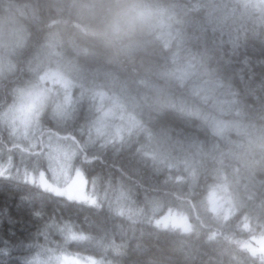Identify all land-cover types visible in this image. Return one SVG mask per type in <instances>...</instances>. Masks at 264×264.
<instances>
[{"label": "trees", "instance_id": "16d2710c", "mask_svg": "<svg viewBox=\"0 0 264 264\" xmlns=\"http://www.w3.org/2000/svg\"><path fill=\"white\" fill-rule=\"evenodd\" d=\"M69 3L0 0V15L15 18L22 39L14 70L0 77V114L27 79L37 84L30 68L62 39L75 44L90 72L129 82L130 124L115 136L124 120L113 117L108 132L89 141L97 106L104 105L103 82L86 89L80 83L69 101L61 94V102L47 103L37 144L27 153H43L50 132H75L67 141L87 145L83 168L96 202H69L0 176V209L10 211L15 232L10 239L23 242L13 255L29 261L55 251L59 246L48 244L53 237L68 242L59 251L110 264H264V14L253 11L259 0H161L172 18L130 57L99 49ZM80 96L82 110L58 122L56 103L74 106ZM83 159L81 153L77 163ZM211 194L223 205L218 212ZM170 212L186 216L190 230L156 222ZM8 228L0 227V238Z\"/></svg>", "mask_w": 264, "mask_h": 264}, {"label": "rangeland", "instance_id": "374dc122", "mask_svg": "<svg viewBox=\"0 0 264 264\" xmlns=\"http://www.w3.org/2000/svg\"><path fill=\"white\" fill-rule=\"evenodd\" d=\"M19 30L13 16L0 15V77H5L15 68L18 49L22 45ZM54 43L55 45L47 46L44 49L30 68L31 76L36 75L35 80L37 84L31 83L30 79H27V82H29L28 86L19 90V92L17 91L13 103L0 114V176L25 181L26 175L33 174L39 177L40 173L43 172L50 185L64 188L65 183L63 179L57 178L52 171L53 165L50 160V150L47 147L42 151L43 153L32 155L27 153V150L30 148L34 149L36 146L40 127L29 126L25 135V126L21 121L27 119L34 109H39V124H41V119L45 116L48 107L47 103L52 100L61 102V94L66 101H69L77 87L79 88L77 93L81 92L80 83L86 89L88 86L103 82L105 90H102L101 94L104 105L97 106V111L101 113L97 117V122L93 127L92 133L88 132L89 141H97L98 138L106 134L109 130V121L118 115L121 116L122 121L124 120V123H120L114 129V135L119 137L128 131L126 125L130 124V84L126 80L119 79L116 77V74L109 71L95 69L93 72H90L84 68L76 58V55L80 51H78L74 43L70 42L68 44L63 42L62 39H55ZM69 51L73 52L72 54L74 55L69 54ZM108 98L111 101L110 104L106 105L105 103ZM83 100L84 97L80 96L76 105L69 107L56 103V106L53 107L55 119L60 123L62 121L65 122L69 117V120H71V115H73L74 111L78 109L82 110L79 103ZM89 109L87 108L86 110ZM48 141L49 137L46 138V145ZM66 141H63V146L69 151L76 148L71 140ZM9 158H11V167H6L9 164ZM36 185L39 186V184ZM39 187L42 188L41 186ZM72 187L74 191L78 192L81 190L79 182ZM42 189L57 194L51 188ZM209 201L214 211L218 212L222 209L223 205L215 194L210 195ZM152 209L153 211L158 210L157 207H153ZM156 222L164 226L190 230V223L187 217L176 212H170L161 219V222L160 219ZM67 243L63 239L53 237L50 240L48 239L49 245L59 246L57 249H66ZM259 245L260 251L264 256V238L260 240ZM57 249L55 251L52 248L51 250L40 251L31 257L29 261L24 260L23 264H57V258L64 256L78 260L81 264L107 263L104 259L82 258L79 255L68 254Z\"/></svg>", "mask_w": 264, "mask_h": 264}, {"label": "clouds", "instance_id": "9594fccd", "mask_svg": "<svg viewBox=\"0 0 264 264\" xmlns=\"http://www.w3.org/2000/svg\"><path fill=\"white\" fill-rule=\"evenodd\" d=\"M66 7L110 57L132 56L172 18L161 0H70ZM253 11L264 14V0H259ZM156 264L176 262L157 259Z\"/></svg>", "mask_w": 264, "mask_h": 264}, {"label": "snow or ice", "instance_id": "6c2138e0", "mask_svg": "<svg viewBox=\"0 0 264 264\" xmlns=\"http://www.w3.org/2000/svg\"><path fill=\"white\" fill-rule=\"evenodd\" d=\"M25 126V135L27 134V129L29 126L38 127L40 123V110L34 109L31 115L21 121ZM15 131V130H14ZM81 134L84 133V129H79ZM68 136H71L73 140L76 139V133L71 132L65 136H61L59 133H49V141L46 147L50 150V160L53 165L52 171L57 176V178H62L65 187L57 188L50 185L47 178L43 172L40 173L39 177L33 174H28L25 176V181L31 184H39L42 188H51L52 191L56 192L63 198H66L69 202H84L87 201L90 204H94L96 201L87 192V185L89 178L87 173L83 168V164L88 163L87 160V145H81L79 148H73L69 151L63 146V141L67 140ZM83 153L85 159L80 160L79 164L77 160L80 154ZM99 159V157H95ZM6 167H11V158H9V164ZM77 182L81 185L80 191H74L73 185ZM8 224V235L0 238V264H23V258L19 256H14L13 253L16 252L22 245L23 242L14 243L10 237L15 235L14 230L11 227L13 223L10 211L5 209H0V227L4 224ZM32 242L28 245L31 246ZM57 264H81L78 260H73L69 257H58Z\"/></svg>", "mask_w": 264, "mask_h": 264}]
</instances>
